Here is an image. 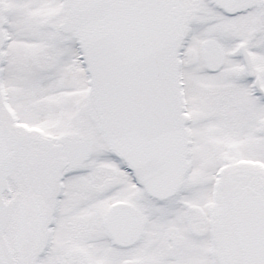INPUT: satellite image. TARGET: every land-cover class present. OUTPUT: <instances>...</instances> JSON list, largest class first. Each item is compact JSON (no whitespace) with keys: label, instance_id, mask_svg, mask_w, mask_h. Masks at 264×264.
<instances>
[{"label":"snow or ice","instance_id":"obj_1","mask_svg":"<svg viewBox=\"0 0 264 264\" xmlns=\"http://www.w3.org/2000/svg\"><path fill=\"white\" fill-rule=\"evenodd\" d=\"M0 264H264V0H0Z\"/></svg>","mask_w":264,"mask_h":264}]
</instances>
